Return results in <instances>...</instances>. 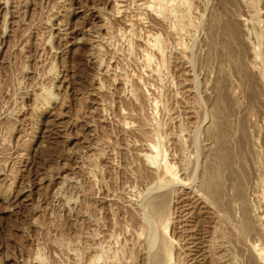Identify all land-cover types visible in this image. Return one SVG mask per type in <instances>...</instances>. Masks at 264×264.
<instances>
[{"label": "rangeland", "instance_id": "obj_1", "mask_svg": "<svg viewBox=\"0 0 264 264\" xmlns=\"http://www.w3.org/2000/svg\"><path fill=\"white\" fill-rule=\"evenodd\" d=\"M156 256L264 264V0H0V264Z\"/></svg>", "mask_w": 264, "mask_h": 264}, {"label": "bare ground", "instance_id": "obj_2", "mask_svg": "<svg viewBox=\"0 0 264 264\" xmlns=\"http://www.w3.org/2000/svg\"><path fill=\"white\" fill-rule=\"evenodd\" d=\"M219 147V146H218ZM220 149L218 150V154H217V160H218V164H217V166L213 169L212 168V171L208 174V176L206 175V182H205V187H206V190L208 191V194H211V195H213V196H215L216 195V193H217V191H218V189H219V185H218V182L217 181H215V179L217 178L216 176H218L217 174H218V170H219V168H221L220 166H222L221 165V163H222V161H223V159L224 158H226V157H223L224 155V147H223V145H221L220 147H219ZM223 153V154H222ZM226 154V153H225ZM217 180H218V178H217ZM220 184V183H219ZM153 207V206H152ZM158 211V210H157ZM160 212V211H159ZM156 213H158V212H156ZM245 213V212H244ZM244 218H246V216L244 217ZM249 219V218H248ZM245 220V219H244ZM247 221V220H246ZM248 222H246L245 223V221H244V225H242V227L240 228V231H241V233H243V231L245 232V229H248L249 227H248V224H247ZM245 224H247V225H245ZM246 227H248V228H246ZM257 252H258V250H257ZM162 255V254H161ZM258 255V254H257ZM159 256V255H158ZM158 256H156L157 258L155 259V264H160V262H162V256H161V261H160V256L158 257ZM259 257V256H258ZM257 257V258H258ZM164 259V258H163ZM264 259V258H263Z\"/></svg>", "mask_w": 264, "mask_h": 264}]
</instances>
